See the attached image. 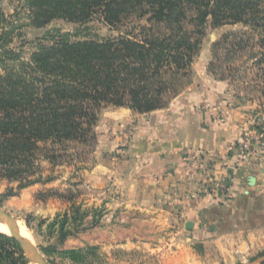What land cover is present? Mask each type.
<instances>
[{"label": "trees", "instance_id": "obj_1", "mask_svg": "<svg viewBox=\"0 0 264 264\" xmlns=\"http://www.w3.org/2000/svg\"><path fill=\"white\" fill-rule=\"evenodd\" d=\"M19 2L13 16L0 12V179L19 183L17 190L55 181L56 176L45 175L44 163L52 173L81 160L85 148L98 142L95 129L106 109L143 115L167 108L190 82L207 27L244 28L215 44L209 72L225 79L230 64L250 54L246 77L264 98V0ZM55 21L80 28L76 35L56 31L58 39L37 45L28 60L12 47L24 28ZM96 22L117 36L84 34L73 41ZM205 187L210 194L221 192L212 184ZM222 194L217 202L226 200ZM83 220L78 213L71 218L75 230L62 223L63 240L83 230ZM0 264H30L16 239L3 233Z\"/></svg>", "mask_w": 264, "mask_h": 264}, {"label": "rangeland", "instance_id": "obj_2", "mask_svg": "<svg viewBox=\"0 0 264 264\" xmlns=\"http://www.w3.org/2000/svg\"><path fill=\"white\" fill-rule=\"evenodd\" d=\"M19 3V0H0V12L11 17ZM88 27L89 31L73 36V41L87 35L106 38L118 34L97 22ZM79 28L64 21H55L43 28L28 26L22 30V38H15L12 47L28 60L37 45H51L53 39H58L56 31L76 35ZM243 31L241 26L206 28L201 51L191 68L190 82L167 108L143 115L126 108L103 111L95 133L97 137L100 133L119 140V148L111 157L101 158L97 142L85 148L81 160L57 167L55 172H49V164L44 163L48 171L45 175L57 177L51 183L17 190L19 183L0 179V210L22 224L49 264H262L264 175L258 171L237 192L226 193V200H222L224 203L215 212L203 207L191 213L181 205L158 199L147 207H142L141 199L138 203L124 202L127 193L117 186L121 183L114 178L99 188L86 177L99 164L106 163L115 169L129 166L131 171L123 170L124 177L138 171L142 159L129 155L139 130L152 125L166 127L175 116L190 111L208 113L222 100L229 108H235L237 101L243 103L249 125L246 133L255 138L254 143L259 142V153H264V111L257 112L264 110V98L253 78L246 77L247 69H251V55L232 62L225 79L209 72L215 44L225 35ZM136 153L140 155L142 150ZM132 177L139 179L142 175L137 172ZM10 191L15 194L7 197ZM138 193L149 194L146 190ZM77 213L78 221L84 219V227L91 231L78 237V244L67 246L61 236V225L65 222L68 229ZM94 227H97L95 232ZM30 264L38 263L31 260Z\"/></svg>", "mask_w": 264, "mask_h": 264}, {"label": "crops", "instance_id": "obj_3", "mask_svg": "<svg viewBox=\"0 0 264 264\" xmlns=\"http://www.w3.org/2000/svg\"><path fill=\"white\" fill-rule=\"evenodd\" d=\"M216 105L208 113L190 111L175 116L166 127L152 125L139 130L134 138L133 155H129L142 159L138 171L124 177L122 172H130L129 166L115 169L106 163L99 164L86 177L99 188L114 178L121 183L117 186L127 193V200L124 201L127 203L141 199L142 207H147L158 199L167 204L181 205L190 213L203 207L215 212V208H220V203H224L222 200L217 202L223 194H206L207 201L198 202L205 184L216 186L226 182L231 192H237L255 172L264 175V153L257 150L259 142L254 143L255 138L249 137V152L237 143L241 136H249V132L246 133L249 125L246 112L242 109L243 103L237 101L235 108H229L222 100ZM107 136L98 133L97 151L101 158L111 157L119 148V140L112 135ZM136 150H142V153L136 155ZM137 172L142 178L132 177ZM145 190L149 194L142 196L138 193ZM82 228L68 236L65 245L78 244L79 238L91 231L84 225ZM96 229L94 227V232Z\"/></svg>", "mask_w": 264, "mask_h": 264}, {"label": "water", "instance_id": "obj_4", "mask_svg": "<svg viewBox=\"0 0 264 264\" xmlns=\"http://www.w3.org/2000/svg\"><path fill=\"white\" fill-rule=\"evenodd\" d=\"M0 218L3 219L12 229L11 237L15 238L16 241L21 246L23 252L31 263V260H35L38 264H49L41 251L34 245L30 244L23 235L19 228V222L16 218L12 217L8 213L0 210ZM264 262V258L261 260V263Z\"/></svg>", "mask_w": 264, "mask_h": 264}, {"label": "built area", "instance_id": "obj_5", "mask_svg": "<svg viewBox=\"0 0 264 264\" xmlns=\"http://www.w3.org/2000/svg\"><path fill=\"white\" fill-rule=\"evenodd\" d=\"M249 142H250V138H249V136H246V135L241 136L238 139V141H237V143L239 145H243L245 147V150L248 151V152H249V149H250L249 146H248ZM258 152H260V151H258ZM193 160H194V162L196 161L195 158ZM215 187H216V189L220 190L222 193H227L229 191V189H230V186L226 182L217 184ZM202 191H203L204 194H210L209 193L210 192L209 189L207 187H205V186L203 187Z\"/></svg>", "mask_w": 264, "mask_h": 264}, {"label": "bare ground", "instance_id": "obj_6", "mask_svg": "<svg viewBox=\"0 0 264 264\" xmlns=\"http://www.w3.org/2000/svg\"><path fill=\"white\" fill-rule=\"evenodd\" d=\"M19 224V228L21 230V234L27 240L30 244L35 245L32 237L27 233L26 229L23 228L22 224ZM0 233L6 234L8 236L12 235V229L11 227L3 220L0 218Z\"/></svg>", "mask_w": 264, "mask_h": 264}]
</instances>
